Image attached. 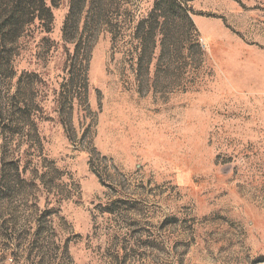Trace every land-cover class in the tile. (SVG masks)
Returning <instances> with one entry per match:
<instances>
[{
  "label": "rangeland",
  "instance_id": "obj_1",
  "mask_svg": "<svg viewBox=\"0 0 264 264\" xmlns=\"http://www.w3.org/2000/svg\"><path fill=\"white\" fill-rule=\"evenodd\" d=\"M120 1L87 81L69 0L0 43V264H264V0L188 2L193 44L144 71L154 0Z\"/></svg>",
  "mask_w": 264,
  "mask_h": 264
},
{
  "label": "trees",
  "instance_id": "obj_2",
  "mask_svg": "<svg viewBox=\"0 0 264 264\" xmlns=\"http://www.w3.org/2000/svg\"><path fill=\"white\" fill-rule=\"evenodd\" d=\"M59 1L0 0L1 47L4 46L7 51L9 44L13 45L23 37L24 28L35 22H38L41 30L50 33L54 21L52 8L57 7ZM190 1L193 0H154L149 14L136 22L133 40L136 42L138 70L144 71L151 66L157 50L158 62H165L170 68L172 59L176 55H183L193 44L197 30L191 16L192 9L188 6ZM122 8L120 0H69L63 38L74 47L72 58L79 60V72L81 74L84 71V81H87L93 43L101 29L114 35L123 30L122 23H129ZM90 36L92 40L89 39ZM2 161L3 172L10 171L13 176L7 179V175L3 174V181L6 178L7 184L5 181L1 186L5 187L4 191H11L15 181L23 183V171L17 162Z\"/></svg>",
  "mask_w": 264,
  "mask_h": 264
}]
</instances>
